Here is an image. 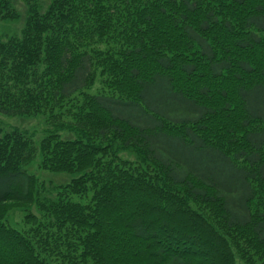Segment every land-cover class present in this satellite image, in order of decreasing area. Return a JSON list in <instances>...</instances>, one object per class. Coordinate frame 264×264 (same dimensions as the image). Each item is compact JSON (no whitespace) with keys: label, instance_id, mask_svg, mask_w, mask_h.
<instances>
[{"label":"trees","instance_id":"16d2710c","mask_svg":"<svg viewBox=\"0 0 264 264\" xmlns=\"http://www.w3.org/2000/svg\"><path fill=\"white\" fill-rule=\"evenodd\" d=\"M0 20L21 23L0 114L53 127L0 126V264H264V0H0ZM219 102L235 133L209 127ZM37 151L68 180L29 172Z\"/></svg>","mask_w":264,"mask_h":264},{"label":"rangeland","instance_id":"374dc122","mask_svg":"<svg viewBox=\"0 0 264 264\" xmlns=\"http://www.w3.org/2000/svg\"><path fill=\"white\" fill-rule=\"evenodd\" d=\"M20 21L14 20H0V38H3L5 35L16 33L15 31L18 30L20 27ZM101 82L99 81V76L95 77V80L93 84L85 89V92L90 93H96L97 91L101 90ZM222 104L219 102V107H221ZM237 109L233 111H225L222 108L219 109V115L217 123L212 127L209 125L212 129H222L220 126V122H222V126L224 129V125L226 124L231 129L227 130L230 133H235L237 129L232 128V121L237 118ZM54 112H58V110H54ZM62 120H67L68 117L66 115H61L59 117ZM237 122V121H236ZM236 122L234 123L233 127L235 126ZM214 124V121H213ZM0 126L3 127V129H9V128H17L20 130H24L25 133L30 135V137L33 139L34 143L38 145V142L40 139L46 135L47 133H50L53 131V127L49 124V121L45 119L43 115L37 114V115H24V116H7L0 114ZM226 133V131H224ZM67 132L65 130L59 131L60 135H69L66 134ZM229 136V134H226ZM117 155L121 158H126L131 160L132 162H135L137 164L140 163L137 154L130 150H120L117 152ZM39 160H40V153L37 151L34 159L27 164L26 168L29 172L33 173L34 176L38 178V180H48V185H53L57 183H63L68 180V176L65 174H54L49 171H44L39 167ZM53 184H52V182ZM76 199V197H74ZM32 209V208H31ZM23 214L24 212L21 211L19 208L12 209L8 212L6 217L4 218V222L8 224L9 226L14 227H25L23 223ZM234 262L235 264H248L244 262L241 258H239L238 255L234 254ZM254 264H260V262H255Z\"/></svg>","mask_w":264,"mask_h":264}]
</instances>
